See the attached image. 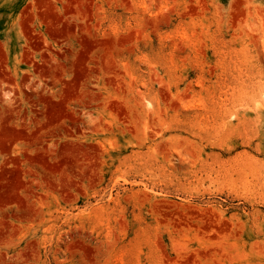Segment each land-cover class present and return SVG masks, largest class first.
<instances>
[{"label": "rangeland", "instance_id": "obj_1", "mask_svg": "<svg viewBox=\"0 0 264 264\" xmlns=\"http://www.w3.org/2000/svg\"><path fill=\"white\" fill-rule=\"evenodd\" d=\"M0 264H264V0H0Z\"/></svg>", "mask_w": 264, "mask_h": 264}]
</instances>
